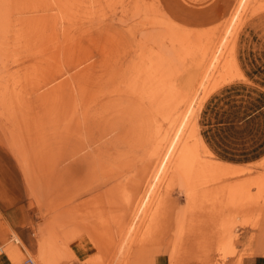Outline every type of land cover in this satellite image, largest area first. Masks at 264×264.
Listing matches in <instances>:
<instances>
[{"label": "rangeland", "instance_id": "obj_1", "mask_svg": "<svg viewBox=\"0 0 264 264\" xmlns=\"http://www.w3.org/2000/svg\"><path fill=\"white\" fill-rule=\"evenodd\" d=\"M241 1L0 0V171L27 200L33 262H78V249L80 264L154 248L176 264L264 255V154L220 158L200 119L226 86L264 92V0L246 1L229 37ZM185 113L196 170L170 168L148 191Z\"/></svg>", "mask_w": 264, "mask_h": 264}, {"label": "crops", "instance_id": "obj_2", "mask_svg": "<svg viewBox=\"0 0 264 264\" xmlns=\"http://www.w3.org/2000/svg\"><path fill=\"white\" fill-rule=\"evenodd\" d=\"M239 87L243 88L244 93L229 94L231 86L221 90V97L226 95L221 100L224 107L213 105L217 99L215 95L204 104L200 116L201 124L205 127L202 138L220 158L250 162L264 154V92L255 95L250 91L248 93L244 85ZM0 159L5 161L2 153ZM8 179V175L0 171V264H27L25 259L31 258L28 253L36 250L32 245V218L26 207V198ZM13 234L16 237L11 242ZM20 242L24 247L19 245ZM39 244L40 255L46 254L41 242ZM20 252L25 255L24 261H21ZM78 254H81L80 249L75 254L78 262L63 260L58 264H80L83 257ZM129 260V264H173L159 248L144 253L132 252ZM241 264H264V255L244 256Z\"/></svg>", "mask_w": 264, "mask_h": 264}, {"label": "bare ground", "instance_id": "obj_3", "mask_svg": "<svg viewBox=\"0 0 264 264\" xmlns=\"http://www.w3.org/2000/svg\"><path fill=\"white\" fill-rule=\"evenodd\" d=\"M246 1L247 0H242L241 3H240V6L238 8V10L235 12L232 20H231V24H230V27L228 29V36L229 37H232L233 36V33L234 31L236 30V26H237V22L239 21L238 19L240 18V15L242 13V11L244 10L245 8V4H246ZM245 11V10H244ZM239 24V23H238ZM228 37V38H229ZM234 37V36H233ZM225 53V52H224ZM213 54H215L213 52ZM223 53L221 52V57L220 59L223 57ZM212 59V58H211ZM216 59V57H215ZM220 60L219 58L217 60H212L211 62V65L212 66H215L217 63H219ZM210 63V61H209ZM214 70V68H213ZM211 76V75H210ZM201 87V85H200ZM203 94V93H202ZM192 106V105H191ZM191 114V113H190ZM178 126L176 127V129L172 132V133H168L167 135L165 134L164 135V139H162V142L164 143V152L161 156V158L159 159L160 160V163H159V166L156 170V172L154 173L153 175V178H151L150 182L148 183V188L149 190L148 191H152V192H155V188L157 186L158 183L161 182L162 178L164 179L168 173H169V170L170 168L172 169H175L178 173H180L181 175L182 174H188V173H193L195 172L196 169H193L195 168L196 166L194 165H198V164H193L194 162V159L193 161H191L189 158H188V153L189 151L187 150V147H188V141H189V138L191 137V128H190V123H191V119L190 117H188V115L185 113L183 115V118L178 121ZM175 127V126H174ZM169 130V129H168ZM173 130V129H172ZM168 132V131H167ZM192 154V153H191ZM190 156V155H189ZM193 158V155L191 156V159ZM196 161V160H195ZM210 162V161H209ZM199 168V166H197ZM202 168V167H201ZM205 170V169H204ZM200 171H203V170H200ZM206 173V171H205ZM195 175V174H194ZM158 187V186H157ZM157 190V189H156ZM155 194V193H154ZM152 193V195H154ZM151 195V194H150ZM232 195V194H231ZM146 199H147V195L144 196V198L142 199L140 205H139V208L137 209V214H136V217L135 219L132 221L130 227L128 228L129 231H133V232H136V224H135V220L136 218H139V212L142 208V206L144 204H146ZM234 200V199H233ZM232 200V202H233ZM231 201V200H230ZM228 202L229 204L231 202ZM247 201V200H246ZM245 204V197L243 196L241 199H240V204ZM232 205V204H231ZM224 206V205H223ZM229 206V205H228ZM244 206V205H243ZM230 207V206H229ZM231 209V207H230ZM235 212V211H234ZM236 212H238L236 210ZM225 214V212H224ZM185 215V214H184ZM226 215V214H225ZM224 215V216H225ZM187 216V215H186ZM231 217V216H230ZM213 218V217H212ZM218 218V217H217ZM226 218V216H225ZM227 219V218H226ZM230 220V219H229ZM218 221V220H217ZM224 221V220H223ZM216 222V221H215ZM212 223V222H211ZM219 226V225H218ZM182 228V227H181ZM182 230V229H181ZM180 230V232H181ZM223 231V230H222ZM224 232V231H223ZM53 241V240H52ZM49 245V244H48ZM33 261V260H32ZM172 263L173 264H176V260L173 258L171 259ZM33 264H35L33 262ZM36 264H39V263H36Z\"/></svg>", "mask_w": 264, "mask_h": 264}, {"label": "built area", "instance_id": "obj_4", "mask_svg": "<svg viewBox=\"0 0 264 264\" xmlns=\"http://www.w3.org/2000/svg\"><path fill=\"white\" fill-rule=\"evenodd\" d=\"M25 262H26L27 264H33V261H32L31 258H26V259H25Z\"/></svg>", "mask_w": 264, "mask_h": 264}]
</instances>
